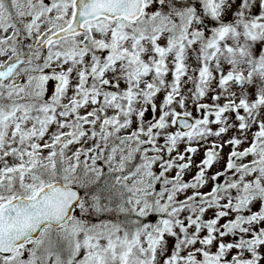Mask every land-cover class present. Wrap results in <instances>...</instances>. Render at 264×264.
I'll return each instance as SVG.
<instances>
[{
  "label": "snow or ice",
  "instance_id": "obj_1",
  "mask_svg": "<svg viewBox=\"0 0 264 264\" xmlns=\"http://www.w3.org/2000/svg\"><path fill=\"white\" fill-rule=\"evenodd\" d=\"M0 264H264V0H0Z\"/></svg>",
  "mask_w": 264,
  "mask_h": 264
}]
</instances>
